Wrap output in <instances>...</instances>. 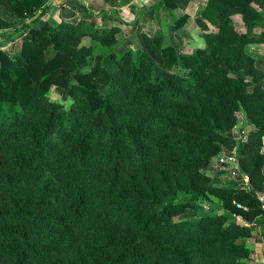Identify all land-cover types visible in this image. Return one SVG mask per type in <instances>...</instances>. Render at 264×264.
<instances>
[{"label": "trees", "instance_id": "16d2710c", "mask_svg": "<svg viewBox=\"0 0 264 264\" xmlns=\"http://www.w3.org/2000/svg\"><path fill=\"white\" fill-rule=\"evenodd\" d=\"M49 1L0 0L34 17L16 28L20 51L0 49V264H245L264 226V70L246 46L264 30L249 36L233 17L264 27V0H207L218 31L198 20L205 42L192 52L143 34L157 59L115 51L122 28L92 12L39 25ZM53 86L69 101L52 100ZM242 110L247 141L232 132ZM233 150L236 180L204 169Z\"/></svg>", "mask_w": 264, "mask_h": 264}, {"label": "rangeland", "instance_id": "374dc122", "mask_svg": "<svg viewBox=\"0 0 264 264\" xmlns=\"http://www.w3.org/2000/svg\"><path fill=\"white\" fill-rule=\"evenodd\" d=\"M175 2L177 7L173 10L168 9L167 11H160L159 8L153 10L149 5L145 6L142 2L138 3V7L132 11L133 14L130 17L129 15H126L124 21L128 22L130 19L133 20L134 18H140L137 25L139 27H136L134 32L121 30L117 33L116 36L118 38V43L113 49L118 52L123 48L129 47L134 51H138L139 47H144L149 54H152V56L157 59V56L149 49L143 34H149V36L161 34L164 44L174 46L180 53L192 52L195 48L204 44L205 38L203 33L205 32V29L198 20H202L206 25L205 27H209V31H218V28L203 16V10L207 4V0H175ZM49 4L51 5V8L48 13L42 17L39 25H43L45 22H49L52 25L57 24L60 21L78 22L84 17L85 12L89 14L92 12L93 15L89 20L97 22L99 26H119L123 29L124 21L118 17V14L124 16L121 12L127 5L125 0H119L114 6L106 5V7H108V12L104 15L106 19L102 18V14L92 11L91 6L85 0H50ZM116 8H119L120 10L118 14ZM149 10L151 12H149ZM171 11H173V15L171 14ZM182 15H187L188 18L182 27L176 28L175 17H181ZM0 17L11 23V25L0 29V34L5 32L6 36H11L10 38L0 36V42H2L3 45L0 49L7 50L10 53L20 51L22 41L27 34L22 36L16 28L24 23L32 24V19L34 17L21 18L9 10L6 5H0ZM116 17H118L122 23L117 20ZM233 19L239 30L246 32L249 36L259 34L264 30L262 25H256L254 27L246 26L240 16H234ZM83 42H89V38H84ZM246 50L254 57L255 65L264 70V43L248 44ZM87 70H89V68L86 67L84 71ZM178 72L182 73L183 71L178 70ZM48 95L52 100L57 102L66 103L69 101L68 90L59 86H53L49 90ZM254 128L255 125L250 122L246 112L242 110L232 132L238 138L247 141L248 132ZM231 153L236 155L235 150L231 151ZM234 166L235 164L233 163L220 164V162H218V155H216L209 166L204 169L211 174L212 177H215L216 180L229 181L238 178L237 174L232 171L235 170ZM219 172L222 173L216 177L215 175ZM214 199L216 201L218 200L216 197H214ZM189 212H191V210H189ZM239 221L243 222L241 218Z\"/></svg>", "mask_w": 264, "mask_h": 264}, {"label": "crops", "instance_id": "0c3cea01", "mask_svg": "<svg viewBox=\"0 0 264 264\" xmlns=\"http://www.w3.org/2000/svg\"><path fill=\"white\" fill-rule=\"evenodd\" d=\"M85 1L91 6V8H92V6H95V7L96 6L97 7L104 6L106 9H108V7H106V5L103 2V0H85ZM157 1H159V0H125L127 5L125 6L124 9H122V12H121L122 15H124V16H121V14H118V12L120 10H119V8H116L118 17L121 20L123 19V21H124V19H125L124 17L126 15H129V17H130L133 14L132 11H134L138 7V3L142 2V3H144L145 6L149 5V7H151ZM200 7H201V5H200ZM149 12H151V11L149 10ZM118 17H116L117 20H119ZM121 20H119V21L122 23ZM126 22L124 21V25H123L122 31L126 30L128 32H131L133 30V26H132L131 23L127 24ZM138 27L139 26H137V28ZM261 198H262V200L264 202V193H261ZM263 207H264V205H263ZM247 242H248L249 248L253 252V256L245 264H264V226L263 227H258L256 232L254 233V235H252L251 237L247 238Z\"/></svg>", "mask_w": 264, "mask_h": 264}, {"label": "built area", "instance_id": "2783aa9c", "mask_svg": "<svg viewBox=\"0 0 264 264\" xmlns=\"http://www.w3.org/2000/svg\"><path fill=\"white\" fill-rule=\"evenodd\" d=\"M218 162H220V164H224V163H233V164H235V170H239V163H238V159H237V156L235 155V154H233V153H231V152H224V153H220L219 155H218ZM242 175H243V177H244V180H245V182L246 183H248V175L246 174V173H241ZM239 206H241L240 204H239Z\"/></svg>", "mask_w": 264, "mask_h": 264}]
</instances>
